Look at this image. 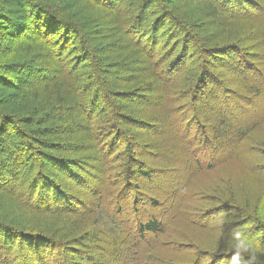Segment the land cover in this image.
I'll return each mask as SVG.
<instances>
[{
	"label": "rangeland",
	"instance_id": "rangeland-1",
	"mask_svg": "<svg viewBox=\"0 0 264 264\" xmlns=\"http://www.w3.org/2000/svg\"><path fill=\"white\" fill-rule=\"evenodd\" d=\"M135 2L110 18L111 25L108 18L94 15L87 23L94 33L111 28L117 32L107 52L122 61L111 65V79H122L111 86L113 96L72 56L65 66L66 93L89 100L97 94L100 107L122 129L120 140L115 139L99 125L97 111L91 110L92 117L80 105L73 109L81 118L76 135L85 140L78 144L68 140V150L54 155L80 159V166L74 167L77 176L58 179L63 181L61 188L72 194L76 213H62L57 219V214L32 209L41 196L60 206L53 186L29 182L47 170L59 172L54 164L40 156L18 161L0 156V172L7 170L21 181L15 190L0 187V223H16L26 236L37 230L55 238L53 243L44 239L48 248L44 246L40 256L28 242H15L10 246L12 255L7 253L14 263L4 259L2 264H148L149 260V264H227L233 254L227 234L235 225L261 230L258 236L250 232L254 243L264 239V0H176L171 15L158 0ZM222 42L232 47L226 49ZM202 71L210 76L209 84L199 83ZM134 87L137 92L124 94ZM120 105L139 122L121 115ZM236 135L238 143L231 139ZM128 138L144 148L139 160L146 161L143 169L153 170L152 177L142 169L138 172L137 166L127 169L122 145ZM241 140L243 149L238 153ZM186 201L192 202L183 208ZM99 206L125 227L121 224L118 241L100 237L91 246L92 258L85 244L74 243ZM220 218L226 221L222 226ZM152 219L175 228L161 237H141L139 228ZM9 235L14 236L0 224V239ZM256 255L254 264H264V253Z\"/></svg>",
	"mask_w": 264,
	"mask_h": 264
},
{
	"label": "trees",
	"instance_id": "trees-1",
	"mask_svg": "<svg viewBox=\"0 0 264 264\" xmlns=\"http://www.w3.org/2000/svg\"><path fill=\"white\" fill-rule=\"evenodd\" d=\"M131 1L132 6H136L134 5L136 0H130V2L129 0H68V2L66 0H0V156L4 158L5 156L8 158L13 157L11 158L12 161L22 160L25 157L40 156V159L44 162L45 159L48 160L51 164H54V168L59 170V172L47 170L46 173L42 172L40 176L33 175L30 179V185L34 183L41 184L44 186L43 188L53 186L58 191L56 192V202L60 206H54L49 198L46 199L41 196V199L36 200L37 203L32 207L35 212H51L54 213L53 215L57 214L54 216L57 219H60L63 215L76 213L74 204L71 201L72 194L69 193V189L61 188L63 181L61 182L58 179L59 177L62 180L68 179V175L70 177L77 176L79 171L75 170L74 167L80 166V159L77 162L73 159H67L64 154L54 155V152L62 154L61 150H68L70 144H68V140L76 144L85 140L76 135L79 127L77 119H81L73 114L76 105H80L86 115H92L91 110L93 113V109L94 114L97 111L100 115L99 125L107 132L109 131V135H114L115 139L119 138L118 131L122 129L100 107V96L96 94L89 100L81 94L76 95L75 98L71 92L66 93L67 70L65 66L72 56V61L76 60L79 65L80 62L83 63L87 72L90 74L94 72L103 83V86L106 85L107 92L109 91V94L113 96L111 86L113 84L115 86L122 79L114 78V81L111 79V76L114 75L111 72V65L115 63L113 65L115 67L122 61L119 58L112 59L107 56V52L110 43L113 42L111 41L112 38L118 36L117 32H111L113 30L111 28L108 32L105 29H98L94 33L92 26H88L87 23L94 15V18H100L101 20L108 18V25H111L113 23L111 19L127 9ZM175 1L158 0L169 15L173 13V7L171 6L175 4ZM102 9L104 10L102 11ZM104 11H108L109 14L107 15L109 17L105 16ZM209 11L212 12L211 9ZM217 12V9H215V15L220 17L221 15H218ZM131 29L135 31L137 28L133 26ZM100 34L102 36H99ZM130 35H133V33H130ZM221 45L225 48L227 45L231 46L229 42H222ZM108 60H113V62L109 63ZM89 66H91V69ZM79 72H81V68H79ZM203 72L200 73L199 83L204 85L208 81L209 84L210 76ZM165 84V81L161 82L163 88ZM137 91L138 88L134 87L125 91L124 94H133ZM167 99L168 104H171L172 100ZM108 103L107 100L106 104L109 105ZM118 109L119 113L126 116L129 121H133L134 124L139 122L131 115L126 114V107L120 105ZM94 114L92 117L95 116ZM92 117L89 118V121H93ZM106 117H108L109 126L105 123L107 121ZM251 133L254 134L252 131ZM237 137L236 135L231 139L238 143ZM53 138L61 139V141L55 142L51 140ZM246 138L248 137L246 136ZM122 147L124 148L123 154L127 158L125 164L127 169L131 165L137 166L136 170L138 172L142 169V174L149 178L152 177L153 170L148 169V166L143 169L146 161L139 160L145 154L144 148L137 145V143H133L129 138L124 141ZM237 148L238 153L243 149L242 140ZM6 171L2 170L0 172V187H5L6 190H15L21 181L18 177L12 176ZM78 181L80 185H83L82 179H78ZM31 199L35 200L33 197ZM219 200L221 202L225 201ZM190 202L192 201H186L187 205L183 203L182 207H189ZM30 203L29 201L28 204ZM209 205L212 206L213 204L209 203ZM204 210L206 213L208 212L206 208ZM62 213L66 214L62 215ZM180 216L181 211L177 219L180 220ZM1 221L3 222L2 219ZM3 223L5 224H0L8 228L14 236L9 235L0 239L1 252L7 256L0 254L1 264L4 259H9L14 263L13 256L7 253L11 254L10 246L16 244L15 242H28L31 244L30 247L36 249L35 253L40 256V253L44 251V239L49 240L50 243H53V239L55 240L51 234L40 235L35 232L37 230L32 232L33 234L30 232L32 235L26 236L23 234L24 229L16 223L10 222V225L7 224L8 221ZM121 224L124 226L121 219H117L115 215L111 217L110 212L99 206L93 215V219L90 220L89 226L81 233L80 239L74 244H85L93 258L94 252L91 246L104 235L113 237L114 241H118L123 233ZM173 228L175 227H171V224L162 226L157 219H152L141 226L138 232L141 237H144L145 234H153L154 236L160 234L161 237ZM236 228L243 230L253 241L255 239L254 236L251 237L250 232H254L256 236L262 232L259 229L257 231L248 229V227H244V224L235 225L234 229ZM26 231L29 234V231ZM141 237L139 236V238ZM74 244L72 247H74ZM255 245L259 251L264 253L262 250L264 239L260 243L259 239L256 238Z\"/></svg>",
	"mask_w": 264,
	"mask_h": 264
},
{
	"label": "clouds",
	"instance_id": "clouds-1",
	"mask_svg": "<svg viewBox=\"0 0 264 264\" xmlns=\"http://www.w3.org/2000/svg\"><path fill=\"white\" fill-rule=\"evenodd\" d=\"M225 222L224 218L219 219V224L221 226ZM227 237L233 249V254L227 261V264H254L257 259L256 253L259 249L251 238L239 228L233 229L227 234Z\"/></svg>",
	"mask_w": 264,
	"mask_h": 264
}]
</instances>
